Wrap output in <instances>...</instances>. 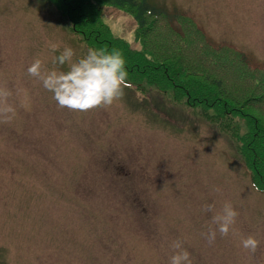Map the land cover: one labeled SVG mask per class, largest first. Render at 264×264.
<instances>
[{
  "label": "rangeland",
  "instance_id": "374dc122",
  "mask_svg": "<svg viewBox=\"0 0 264 264\" xmlns=\"http://www.w3.org/2000/svg\"><path fill=\"white\" fill-rule=\"evenodd\" d=\"M148 1L264 65V0ZM103 20L138 47L129 15L105 8ZM65 46L74 61L89 50L44 0H0V87L16 108L0 123V264H168L175 241L192 264H264V193L233 142L195 114L168 115L162 101L155 113L137 108L127 88L108 108H59L27 69L39 58L45 70L67 71L53 63ZM225 203L239 215L209 243ZM250 235L260 242L254 254L241 244Z\"/></svg>",
  "mask_w": 264,
  "mask_h": 264
},
{
  "label": "trees",
  "instance_id": "16d2710c",
  "mask_svg": "<svg viewBox=\"0 0 264 264\" xmlns=\"http://www.w3.org/2000/svg\"><path fill=\"white\" fill-rule=\"evenodd\" d=\"M44 1L88 49L122 53L127 89L139 95L137 108L155 113L162 101L168 115L173 109L195 114L189 118L224 133L253 188L264 193V65H251L230 46L213 45L191 17L148 0ZM105 8L134 20L137 48L112 34L103 20Z\"/></svg>",
  "mask_w": 264,
  "mask_h": 264
},
{
  "label": "clouds",
  "instance_id": "9594fccd",
  "mask_svg": "<svg viewBox=\"0 0 264 264\" xmlns=\"http://www.w3.org/2000/svg\"><path fill=\"white\" fill-rule=\"evenodd\" d=\"M47 46L56 52L60 50L59 42L48 41ZM75 53L65 46L59 56L53 57V63L68 65L67 71L45 70L44 63L37 58L28 67V74L38 79L42 86L53 93V99L59 108L73 112H89L108 108L121 100L125 88L129 87L126 60L119 50L89 49L87 55L74 61ZM13 93L7 87H0V123H9L16 115V108L9 103ZM214 205H208L206 211H212ZM239 213L230 203L223 205L222 214L212 217L217 230L206 234L209 243L216 239L217 231L222 237L229 235ZM259 241L248 236L241 241L242 248L254 254ZM173 254L168 264H192L190 253L182 248L179 241L172 244Z\"/></svg>",
  "mask_w": 264,
  "mask_h": 264
}]
</instances>
